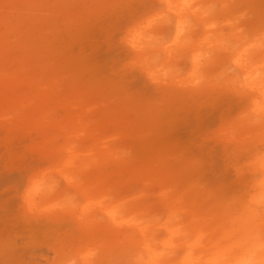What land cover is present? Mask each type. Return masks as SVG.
Returning a JSON list of instances; mask_svg holds the SVG:
<instances>
[{"label": "rangeland", "instance_id": "obj_1", "mask_svg": "<svg viewBox=\"0 0 264 264\" xmlns=\"http://www.w3.org/2000/svg\"><path fill=\"white\" fill-rule=\"evenodd\" d=\"M8 1L0 0V264H148L139 247L115 245L138 237L109 225L95 205L103 187L109 210L122 205L146 220L144 241L159 261L169 219L188 231L166 264H208L221 251L220 264L259 259L264 220L241 162L257 135L246 115L264 82V0H170L186 33L171 46L159 30H129L150 11L146 0ZM194 23L204 26L197 42L187 36ZM36 181L51 191L43 215L24 206Z\"/></svg>", "mask_w": 264, "mask_h": 264}, {"label": "bare ground", "instance_id": "obj_2", "mask_svg": "<svg viewBox=\"0 0 264 264\" xmlns=\"http://www.w3.org/2000/svg\"><path fill=\"white\" fill-rule=\"evenodd\" d=\"M170 0H164V2L166 4H169ZM9 2V1H8ZM7 2V3H8ZM8 5L11 7L13 6H17V3L15 0H12L8 3ZM175 5V4H174ZM187 5V7H191L193 6V1L191 0L188 4H185V6ZM175 9L177 8V6L174 7ZM39 15V14H38ZM0 21L1 22H4L6 23L7 21L4 20V17L0 15ZM4 36L1 37V39H3ZM0 39V40H1ZM2 41V40H1ZM0 41V42H1ZM2 43H0V60L1 61H6V55L5 53L1 52V49L3 46H1ZM29 83L31 84H35L36 86H38V92L41 91V86H39V84L37 83V81H32V79H28ZM17 85L19 84H15L14 87H16ZM38 97L39 99L41 97H43V93H38ZM42 99V98H41ZM72 116H69L68 117V120H72ZM74 121H79V120H74ZM78 124H81V125H85L86 123L82 122V121H79V122H75V126H77ZM88 124V123H87ZM48 125H51V124H48ZM68 136V135H66ZM73 138H77L79 139V136H75L73 135ZM69 152H71L72 154H75L76 155H79L80 152L76 151L75 148H71L69 149ZM82 155V154H81ZM88 158H95L94 156L92 157V155H88V156H82V160L79 162V166L75 167H71V170L73 169H77L80 171V168L83 163L88 159ZM100 159L102 161H108V160H112V157H111V152L110 150L105 153L104 155H102L100 157ZM113 162H115V164H118V163H121L123 164V162H119V160H113ZM69 182L72 183V181H70L69 179ZM107 193H110V191L108 192L106 189H104V187L102 188V190L100 189L99 193H98V198H100L99 200H96V203L95 205L98 206V208L104 213V215L106 216V220L107 222L109 223V225L117 228V229H122V228H130L132 229L133 233L135 235H137L138 237V240L137 241H132V240H125L124 238H122L119 242L114 241L115 245H122V244H127V245H133L134 247H139L141 249V251L147 256V262L148 264H154V262H159V264H166L165 263V259L167 256H169V253L171 251H173L174 249L176 250L177 248H174L176 247L175 245V241H178L181 237H184L185 236V232L188 231V228H179V229H174L173 227V221L171 219H169L165 225H164V232L167 234L168 236V240L165 241L162 245H161V249L162 250H167L168 251V255H166V257H164V259L162 261H159L160 260V253L159 251L157 250V248H155V246H150V245H147L145 244V241H144V238L146 236V233H147V228H146V225H145V222L146 220H140L139 222L133 217H131L130 219V216H126L124 215L126 213V209L122 207V205H117L116 207L112 208V210H109L108 206H107V202H106V196L109 195ZM190 195V192H188L187 189H184L183 190V193H182V197H185V196H189ZM181 197V198H182ZM255 200L257 201L258 203V196L255 198ZM182 201H184V199H182ZM87 202L88 204H90L91 199L90 198H87ZM191 216L193 217V221L192 223L194 224L195 223V214H191ZM175 223H180V220L178 221V219L175 221ZM148 224V223H147ZM243 230L246 231V233H249L250 232V228L249 226L247 225V223H243ZM114 240V238L112 239V241ZM150 240H152L150 238ZM181 246V245H180ZM195 245H192V246H189L187 247V252L189 254H192L195 250ZM223 251L219 252L218 254H215V257L214 259H209L207 260L208 264H220L219 262V259H217V257L221 256V254H223L224 256H222L223 258H225L227 255H228V252H224L222 253ZM194 255V254H193ZM191 256V255H190ZM248 261V260H246ZM246 261H243V264H245ZM184 264H201L199 263V261H197L196 258L194 259H189L188 261L187 260H184L183 261Z\"/></svg>", "mask_w": 264, "mask_h": 264}, {"label": "snow or ice", "instance_id": "obj_3", "mask_svg": "<svg viewBox=\"0 0 264 264\" xmlns=\"http://www.w3.org/2000/svg\"><path fill=\"white\" fill-rule=\"evenodd\" d=\"M142 8L150 11L140 12L137 20L130 22L128 25L130 31L136 30V34H139L159 30L166 46L179 44L181 40L185 38L186 33L184 32L181 22L170 14V10L173 8L172 4L157 3L156 0H146ZM133 25H135L134 28ZM187 36L193 42L200 41L204 36V26L199 23H194L191 32L188 33ZM128 42L132 49H136L134 39H130ZM160 58L162 60L166 59L163 52H161ZM232 74L236 78L242 76V67H233ZM260 91L261 95H264V82H261ZM244 98V95L241 94L240 99L243 100ZM37 192H43L44 195L37 198ZM50 195L51 191L46 185L41 181L34 182L24 192V206L26 210L33 215H43L48 212L49 208L45 207L43 201L50 198ZM85 198L86 194L80 193L79 203L84 204ZM180 254H182V252ZM4 264H18V262L6 260ZM154 264H159V262H154Z\"/></svg>", "mask_w": 264, "mask_h": 264}, {"label": "clouds", "instance_id": "obj_4", "mask_svg": "<svg viewBox=\"0 0 264 264\" xmlns=\"http://www.w3.org/2000/svg\"><path fill=\"white\" fill-rule=\"evenodd\" d=\"M246 119L250 126L257 129V135L253 140L254 150L247 160L241 162V167L249 171L254 177L253 190L254 193L258 194V207L262 220H264V95H261V91L250 105ZM261 228V239L257 246L260 258L250 259L245 264H264V223H262Z\"/></svg>", "mask_w": 264, "mask_h": 264}]
</instances>
